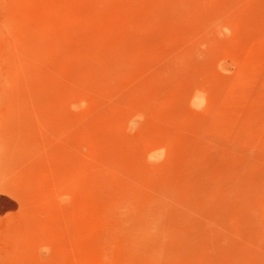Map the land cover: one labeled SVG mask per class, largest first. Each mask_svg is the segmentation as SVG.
Here are the masks:
<instances>
[{
    "label": "rangeland",
    "instance_id": "rangeland-1",
    "mask_svg": "<svg viewBox=\"0 0 264 264\" xmlns=\"http://www.w3.org/2000/svg\"><path fill=\"white\" fill-rule=\"evenodd\" d=\"M0 264H264V0H0Z\"/></svg>",
    "mask_w": 264,
    "mask_h": 264
},
{
    "label": "bare ground",
    "instance_id": "bare-ground-1",
    "mask_svg": "<svg viewBox=\"0 0 264 264\" xmlns=\"http://www.w3.org/2000/svg\"><path fill=\"white\" fill-rule=\"evenodd\" d=\"M106 10V9H105Z\"/></svg>",
    "mask_w": 264,
    "mask_h": 264
}]
</instances>
